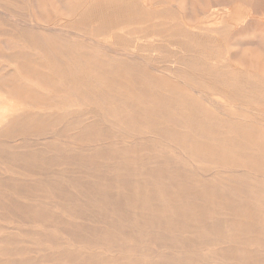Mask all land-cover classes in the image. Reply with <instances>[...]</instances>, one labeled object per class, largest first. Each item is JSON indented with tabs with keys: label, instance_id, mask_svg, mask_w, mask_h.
Instances as JSON below:
<instances>
[{
	"label": "rangeland",
	"instance_id": "rangeland-1",
	"mask_svg": "<svg viewBox=\"0 0 264 264\" xmlns=\"http://www.w3.org/2000/svg\"><path fill=\"white\" fill-rule=\"evenodd\" d=\"M227 1L0 0V76L8 82L18 81L31 85L34 90L52 93L58 105L64 104L62 110H67L63 112L59 108L58 113L55 108L54 111L40 110L41 113L37 109L34 113H41L44 119L37 123L43 125L25 122L24 127L17 125L8 137H0V264H23L25 260L27 264H57L58 261V264H69L79 262L77 259L86 258V253L92 251L98 252L95 258L100 261L131 256L139 264H154L158 258L149 254V248L161 253L177 249L165 246L159 249L143 242L136 244L139 253L115 254L105 246L72 243L68 239L61 245L60 228L75 224L72 228L79 232L89 226L88 220H74V214L108 220L104 224L108 230V225L114 228L119 222L128 225L127 221L139 219L129 208H118L119 200L115 198L110 201L117 204L103 205L100 186L92 184L93 180L85 173H77L76 169L84 163L75 165L73 154L81 156L100 148L96 139L100 131L104 133L100 138H109L107 148L112 146L118 155L124 153L122 145L125 143L120 138H132L134 145L129 143L127 148L140 154L138 163L142 167L137 168L142 177L159 170L156 160L161 159V162L173 161L172 164L182 161L185 168L181 175L197 173L192 180L204 181L203 185L228 187L232 182L248 179L253 185L250 195L241 194L228 202L233 205L232 217L240 219L241 210L244 214L246 210L247 217H264V0ZM25 20L30 25H26ZM71 33L74 35L70 36ZM55 48L60 51L59 57ZM45 73L49 79H44L47 78ZM97 111L102 118L95 115ZM56 112L58 114H54ZM90 125L93 126L88 128ZM83 131L90 134L84 135ZM56 146H60L59 160L47 152ZM19 154L24 157L29 154L32 158L38 154L39 157L37 162L32 159V164L21 163ZM162 164L170 168L173 176L179 170L172 164ZM131 166L135 168L134 164ZM110 168L116 165L112 163ZM97 170L101 174L106 171L103 167ZM120 173L125 170H113L107 178L116 180L115 175ZM193 181V186H189L191 190L195 186ZM92 186L95 191L91 195L97 197L96 203L84 196ZM78 193L83 194V199L76 202L72 198ZM180 203L178 206H183V199ZM181 212L185 211L177 210V214ZM44 223L49 227H44ZM238 227L240 236L230 238L227 244L203 249L201 245L192 244L185 248L180 246L185 243H181L180 249L199 254L200 264H255V261L242 259V254L257 251V247L240 241L245 234L242 231L248 228ZM196 230L192 233L199 236L208 233L206 229ZM192 233H185L189 239L182 237L183 240L194 243L196 239L190 235ZM52 236L56 237V244L48 242ZM129 247L125 243L122 249ZM68 249L76 254L57 261V256ZM201 256L208 259L203 260Z\"/></svg>",
	"mask_w": 264,
	"mask_h": 264
},
{
	"label": "bare ground",
	"instance_id": "bare-ground-1",
	"mask_svg": "<svg viewBox=\"0 0 264 264\" xmlns=\"http://www.w3.org/2000/svg\"><path fill=\"white\" fill-rule=\"evenodd\" d=\"M28 1V0H27ZM72 1V0H71ZM227 1V0H225ZM41 2V1H40ZM59 2V1H58ZM167 2V1H166ZM229 1H227L228 3ZM236 2V1H234ZM234 2H231V4ZM44 3V2H43ZM72 3V2H71ZM223 3V2H222ZM226 3V2H225ZM224 3V4H225ZM240 3V2H239ZM242 3V2H241ZM172 4V3H171ZM220 4V3H219ZM230 4V5H231ZM175 5V4H173ZM223 5V4H222ZM239 5V4H238ZM220 6V5H219ZM240 6V5H239ZM72 7V6H71ZM242 7V6H241ZM240 7V8H241ZM45 8V7H44ZM60 8V7H59ZM62 8V6H61ZM60 8V9H61ZM229 8V6H228ZM41 9V8H40ZM237 9L238 6H237ZM243 9V8H242ZM250 9V8H249ZM31 10V9H30ZM63 10V9H61ZM71 10V9H70ZM73 10V8H72ZM229 10V9H228ZM231 10V9H230ZM235 10V9H234ZM44 11V9L42 10ZM67 11V10H66ZM65 11V12H66ZM212 11V10H211ZM210 11V12H211ZM226 11V10H225ZM237 11V10H236ZM241 11V10H240ZM244 9L242 10V12ZM222 12V10H221ZM250 12V11H249ZM253 12V11H252ZM255 12V11H254ZM35 13V12H34ZM45 13V12H43ZM57 13V12H56ZM67 13V12H66ZM223 13V12H222ZM259 13V12H258ZM262 13V12H261ZM48 14V13H47ZM46 14V15H47ZM200 14V13H199ZM210 14V13H209ZM207 14V15H209ZM233 14V13H231ZM249 14V13H248ZM257 14V13H256ZM35 15V14H34ZM41 17H44L41 14H39ZM71 15V14H70ZM229 15V14H228ZM237 15V12L236 14ZM243 15V14H242ZM260 15V14H259ZM69 16V15H68ZM72 16V15H71ZM220 16V15H219ZM32 17V16H31ZM35 17V16H34ZM39 17V16H38ZM48 17V15H47ZM52 17V16H51ZM57 17V15H56ZM67 17V16H66ZM205 17V16H204ZM216 17V16H215ZM237 17V16H236ZM244 17V16H243ZM59 18V17H58ZM69 18V17H68ZM71 18V17H70ZM194 18V17H193ZM201 18V17H200ZM211 17L207 18L210 19ZM218 18V15H217ZM31 19V18H29ZM35 19V18H34ZM43 21V18H40ZM215 19V18H213ZM227 19V18H225ZM231 19V17H230ZM38 20V19H37ZM47 20V19H46ZM195 20V19H194ZM234 20V19H232ZM247 20V19H246ZM32 21V20H31ZM48 21V20H47ZM57 21V20H55ZM54 21V22H55ZM207 21V20H206ZM244 21V20H243ZM243 21L242 24L244 23ZM26 25L28 24V21L25 20ZM34 22V20H33ZM53 22V23H54ZM205 22V21H204ZM203 22V23H204ZM264 22V21H262ZM49 23V22H48ZM60 23V22H59ZM202 23V24H203ZM208 23V22H207ZM225 23V22H224ZM238 23V21H237ZM45 24V23H44ZM201 24V23H200ZM19 25V24H18ZM30 25V23L28 24ZM41 25V24H40ZM51 25V23H50ZM57 25V24H56ZM59 25V24H58ZM237 25V24H236ZM239 25V23H238ZM35 26V24H34ZM38 26V25H36ZM35 26V27H36ZM63 25H61L62 27ZM233 26V25H232ZM23 27V26H22ZM34 27V29H35ZM39 27V26H38ZM54 29V26H52ZM58 27V26H57ZM222 27V26H221ZM226 27V25H225ZM223 27V29L225 28ZM230 27V26H229ZM33 28V27H31ZM47 28V27H46ZM67 28V27H65ZM197 28H203V27H197ZM218 28V27H217ZM40 29V27H39ZM59 29V28H58ZM63 29V27H62ZM232 29V28H231ZM204 30V29H203ZM208 30V29H207ZM211 30V29H210ZM225 30V29H224ZM227 30V29H226ZM225 30V31H226ZM36 31V29H35ZM33 31V33H35ZM55 31V30H54ZM213 31V30H212ZM38 32V31H37ZM40 32V31H39ZM63 32V31H62ZM218 32V31H217ZM223 32V31H222ZM221 32V33H222ZM15 33V32H14ZM21 33V32H20ZM41 33V32H40ZM57 33V32H56ZM69 33V32H68ZM67 33V34H68ZM73 33V32H72ZM72 33L70 36H73ZM19 34V33H18ZM44 34V33H43ZM60 34V33H58ZM57 34V35H58ZM220 34V33H218ZM81 35V34H80ZM60 36V35H59ZM15 37V36H14ZM57 37V36H56ZM260 38V37H259ZM42 39V38H41ZM48 39V38H47ZM249 39V38H248ZM25 40V39H24ZM36 40V39H35ZM26 41V40H25ZM29 41V40H28ZM39 41V40H38ZM51 42L53 40H50ZM49 41V42H50ZM56 41V40H55ZM72 41V40H71ZM22 42V41H21ZM46 42V41H45ZM26 43V42H24ZM41 43V41H40ZM57 43V42H56ZM43 44V43H41ZM52 44V43H51ZM59 44V43H58ZM243 44V43H242ZM18 45V44H15ZM44 45V44H43ZM49 45V44H48ZM55 46H59L54 44ZM53 45V46H54ZM23 46V45H22ZM39 46V45H38ZM42 46V45H41ZM16 47V46H15ZM14 47V48H15ZM29 47V46H28ZM33 47V46H32ZM61 47V46H60ZM54 48V47H53ZM37 49V48H36ZM52 49V48H51ZM57 48H55L56 50ZM112 50V49H111ZM18 51V50H17ZM39 51V50H38ZM53 51V50H52ZM13 52V51H12ZM45 52H47V49H45ZM58 53L59 57V52L58 49L56 51ZM3 54V52H1ZM21 53V52H20ZM19 53V54H20ZM26 53V52H25ZM40 53V52H39ZM53 53V52H52ZM122 53V52H121ZM24 54V53H23ZM37 54V53H36ZM44 54V53H43ZM56 54V53H53ZM119 54V53H118ZM11 55V53H10ZM14 55V53H13ZM11 55V56H13ZM17 55V54H16ZM27 55V54H26ZM35 55V54H33ZM39 55V54H38ZM41 55V54H40ZM48 55V54H47ZM46 57L48 58V56ZM127 55V54H126ZM9 56V54H8ZM7 56V57H8ZM6 57V58H7ZM20 57V55L18 56ZM29 57V56H28ZM38 60V56H36ZM57 57V54H56ZM57 57V58H58ZM63 57V56H62ZM119 57V56H118ZM129 57V56H128ZM43 58V57H42ZM45 58V57H44ZM43 58V59H44ZM51 58V57H50ZM55 57H53L54 59ZM61 58V57H60ZM59 58V60H60ZM122 58V57H121ZM124 58V57H123ZM9 60V58H7ZM13 59V57H12ZM21 59V58H19ZM18 59V60H19ZM28 59V58H27ZM42 59V60H43ZM66 59V58H65ZM16 60V58L14 59ZM26 60V59H25ZM25 60L23 62H25ZM37 60V62H38ZM122 60V59H121ZM7 61V60H5ZM32 60H30L31 62ZM36 60H33V62ZM56 61V60H55ZM243 61V60H242ZM21 63V60L19 61ZM129 62V61H127ZM131 62V61H130ZM134 62V61H133ZM10 63V61H9ZM12 64H15L11 61ZM18 63V62H16ZM39 63V62H38ZM123 63V62H122ZM29 64V62H28ZM32 64V63H30ZM34 63V67H35ZM86 64V62H85ZM136 64V63H135ZM209 64V63H208ZM16 65V64H15ZM23 67H25L24 64H21ZM19 65V66H21ZM38 65V64H37ZM56 65V64H55ZM91 65V64H90ZM127 65V64H126ZM132 65V64H131ZM14 65H11L12 68ZM32 66V65H31ZM44 66V65H43ZM123 66V65H121ZM37 67V66H36ZM35 67V68H36ZM137 67V66H136ZM31 68V67H30ZM46 68V66H45ZM11 69V68H10ZM32 69V68H31ZM39 70V68H36ZM21 70V69H20ZM19 70V72H20ZM34 70V68H33ZM9 71V69H8ZM24 71H27V69L24 68ZM23 71V72H24ZM37 71V70H35ZM42 71V70H40ZM45 71V70H44ZM113 71V70H112ZM162 72V70H160ZM33 72V71H32ZM39 72V71H38ZM114 72V71H113ZM21 73V72H20ZM36 73V72H34ZM41 73V72H39ZM44 72H42L43 74ZM163 73V72H162ZM12 74V73H11ZM10 74V75H11ZM18 74V73H17ZM26 74V72H24ZM31 74V73H30ZM30 74H27L28 77ZM123 74V72L121 73ZM26 75V76H27ZM44 75V74H43ZM48 75V74H47ZM46 73L45 76L47 77ZM104 75V74H103ZM14 76V73H13ZM20 76V74H19ZM24 76V77H26ZM30 76H33L32 74ZM42 76V75H41ZM51 76V75H49ZM16 77V73H15ZM18 77V75H17ZM36 78V76H34ZM39 77V76H38ZM37 77V78H38ZM120 77V75H119ZM118 77V79H119ZM13 78V77H12ZM36 78V79H37ZM50 77H47L44 79H49ZM20 79V78H19ZM30 78H27V80ZM32 79V78H31ZM41 79V78H40ZM18 80V79H17ZM26 80V81H27ZM133 80V79H132ZM29 81V80H28ZM52 81H55L54 79ZM119 81V80H118ZM122 81V80H121ZM110 82V81H109ZM136 82V81H135ZM28 83V82H27ZM42 83V82H41ZM44 83V82H43ZM46 83V82H45ZM48 83V82H47ZM67 84V83H66ZM114 84V83H113ZM128 84V83H127ZM52 85V83H51ZM54 85V84H53ZM70 86V84H68ZM74 85V84H73ZM111 85V82L110 84ZM134 85V84H133ZM40 90V89H39ZM74 90V89H73ZM78 90V89H77ZM55 91V90H54ZM53 91V92H54ZM62 92L64 90H61ZM68 91V89H67ZM85 91V90H84ZM56 92V91H55ZM61 92V93H62ZM65 93L66 90H65ZM260 93V92H259ZM111 94V93H110ZM69 97V94H67ZM75 95V93H74ZM115 95V94H114ZM243 95V94H241ZM55 96V95H54ZM53 96L52 93L47 94L44 93V91H37L32 88L31 85L29 84H20L17 82H8L6 81L5 77L0 76V137L7 136L11 131L15 129V127L18 125H24L25 122H33V125H43V123L38 124L37 120L40 121L43 119V116H41V111L40 110H50L54 111L55 108H58V113H59V108L62 110V107L64 104H57L55 101V97ZM63 96V95H62ZM65 96V95H64ZM71 96V95H70ZM78 96V95H75ZM66 98V96H65ZM101 98V97H100ZM114 98V97H113ZM116 98V97H115ZM119 98V97H118ZM238 98V97H237ZM57 99V98H56ZM70 99V98H69ZM81 99V98H80ZM120 99V98H119ZM63 100V98H62ZM117 100V99H116ZM230 100V99H229ZM61 101V99H60ZM70 101V100H67ZM126 101V100H125ZM59 102V101H58ZM75 102V101H74ZM72 102V103H74ZM82 102V101H81ZM86 102V101H85ZM63 103V102H62ZM65 103V101H64ZM121 103V102H120ZM210 103V102H209ZM66 104V103H65ZM80 104V102L78 103ZM107 104V103H106ZM125 104V103H124ZM63 105V106H62ZM103 105V104H102ZM121 105V104H120ZM77 106V105H76ZM101 106V105H100ZM125 106V105H124ZM67 107V105H66ZM73 107V106H72ZM102 107V106H101ZM104 107V106H103ZM106 107V106H105ZM123 107V106H122ZM65 109V107H63ZM121 108V107H120ZM133 108V107H132ZM39 110L41 113H34L36 110ZM134 109V108H133ZM103 110V109H102ZM109 111V109H107ZM125 110V109H124ZM57 111V109H56ZM67 111V110H65ZM63 111V112H65ZM73 111V110H72ZM71 111V112H72ZM128 111V110H127ZM74 112V111H73ZM125 112V111H124ZM130 112V111H129ZM132 112V110H131ZM47 113V112H45ZM44 113V114H45ZM57 112L54 114H58ZM70 113V112H69ZM35 114L36 116H34ZM53 114V112H52ZM63 114V113H62ZM61 114V115H62ZM72 114V113H71ZM70 114V115H71ZM88 114V113H87ZM99 117V113L95 114ZM105 114V113H104ZM103 114V115H104ZM125 114V113H124ZM101 115V113H100ZM108 115V114H107ZM57 116V115H56ZM93 116V117H96ZM102 116V115H101ZM105 116V115H104ZM53 117V116H52ZM103 117V116H102ZM99 117V118H102ZM106 117V116H105ZM51 118V117H50ZM56 118V117H54ZM131 118V117H130ZM47 119V118H46ZM52 119V118H51ZM62 119V118H61ZM107 119V118H106ZM125 119V118H124ZM180 119V118H179ZM44 120V119H43ZM48 120V119H47ZM50 120V119H49ZM56 120V119H55ZM104 120V119H102ZM123 120V119H121ZM134 120V119H133ZM123 122V121H122ZM127 122V121H125ZM132 122V121H131ZM183 122V121H181ZM261 122V121H260ZM128 123V122H127ZM139 123V122H138ZM96 124V123H95ZM30 125V123H29ZM32 125V126H33ZM36 125V127H38ZM46 125V123H45ZM104 125V123H103ZM126 125V123H125ZM198 125V123H197ZM25 126V125H24ZM23 126V127H24ZM31 126V127H32ZM93 125L88 126V128ZM100 126V125H99ZM199 126V125H198ZM42 127V126H41ZM40 127V128H41ZM81 127V126H80ZM123 127V126H122ZM187 127V126H186ZM18 128V127H17ZM76 128V127H75ZM83 128V127H82ZM87 128V127H86ZM93 128V127H92ZM105 128V127H104ZM20 129V128H18ZM16 129V130H18ZM34 129V128H33ZM28 130V129H27ZM31 130V129H30ZM43 130V129H41ZM89 130V129H88ZM91 130V129H90ZM89 130V131H90ZM93 130V129H92ZM102 130V129H101ZM105 130V129H104ZM21 131V130H20ZM26 131V130H25ZM29 131V130H28ZM39 131V130H38ZM95 131V130H94ZM100 131V130H99ZM82 132V131H81ZM93 132V131H92ZM97 132V131H96ZM125 132V131H123ZM35 134H39L38 132L34 131ZM88 133V131L86 132ZM86 133L83 134L85 135ZM108 133V132H107ZM122 133V132H121ZM120 133V134H121ZM197 133V132H196ZM82 134V135H83ZM90 133H88L89 135ZM98 137L96 138L100 144L98 146H101L98 151L97 150H91L87 154H81L76 156L73 154V160L75 165H80V162L84 163L83 168L78 167L76 170L78 171L77 173H85L87 177H90L91 180H93L92 184L94 183L95 186H100V195H101V200L100 202L103 205H110L112 201L111 199H117L119 200L118 202V208L122 206L125 208H129L134 214L139 216V219H134L133 221H127L128 225H124L119 222V225L116 224L114 225V228H112V225H108L110 230L104 228V224H107L108 220H103L99 219L96 220L94 218H88L85 217V215L81 214H74L73 218L74 220H88L89 226H86L87 228H84V230H81L79 232H76L75 229L72 227H75V224L70 227V226H64L60 228L62 233L60 234L62 237L60 243L61 245L63 244L62 241L68 239L72 243H85L90 246H105L107 247L108 251L113 252V253H120L123 251L126 252H135L139 253V251L136 250V244L144 242V244L148 246H157L159 249L161 246H165L166 248L169 249V247L173 248L175 251L173 252H168V253H161L159 250H155L152 248H149V254L152 255V257L158 258L154 264H200V259H199V254H191L186 251H182V247L180 249V246L183 247H188L191 244L193 246H198L201 245L203 249H208V248H213L217 245H222V244H227L230 238H235L237 239L239 232V226H244L248 228L247 230H244L242 232H245L244 235H241L243 238L242 242H249L251 245L254 247H257V251H252L250 253H245V255L242 254V259L244 261H255V264H264V225L262 226L261 224H264V217H247V212L244 210L243 216L238 219L237 217L234 218L233 216V210H232V204L228 203L229 200L231 199H236L241 197V194L248 195L249 189H252V183L248 181V179H241L240 183L239 181L237 182H232L231 184L228 185V187H219L218 185H213L210 186L208 185H203L202 183L204 182H194L192 179L195 177L194 174L197 173H189L181 175V171L184 170L185 166L181 162L178 163H173L169 162L168 160H165V162H161V159H157L156 161L159 162L158 166L160 167L159 170L157 171H150L148 172L147 175L142 177V173L140 174L139 167L141 164L138 163L139 161V155L137 154L136 150L130 151L127 147L128 144H132L133 140L132 138H120L121 141L125 144H123L122 149H124V153L121 155H118L117 150H114L112 146L108 147V139L109 138H100L104 133L103 131H100L99 133L97 132ZM118 134V133H117ZM87 135V134H86ZM108 135V134H106ZM105 135V136H106ZM202 135V134H201ZM120 136V135H119ZM122 136V135H121ZM126 136V135H125ZM8 137V136H7ZM39 137V136H38ZM75 137H78V134L75 135ZM84 137V136H82ZM82 137H79L82 138ZM118 137V136H116ZM163 137V136H162ZM6 138V137H5ZM92 138V137H91ZM75 138H73L74 140ZM89 139V138H86ZM83 140V139H82ZM163 140V139H162ZM177 140V138H176ZM191 140V139H190ZM72 141V140H70ZM79 141V140H78ZM84 141V140H83ZM161 141V140H159ZM73 142V141H72ZM82 142V141H81ZM166 142V141H165ZM200 142V141H199ZM71 143V142H70ZM89 143V142H88ZM96 143V142H95ZM135 143V142H134ZM168 143V142H167ZM98 144V143H97ZM96 144V145H97ZM136 144V143H135ZM169 144V143H168ZM71 145V144H70ZM81 145V144H80ZM134 145V144H132ZM172 145V144H171ZM182 146V145H180ZM60 147V146H59ZM58 146L54 147L53 149L48 150L47 152L50 154H54V158L56 160H59L61 157L59 156V151L60 148ZM126 147V148H125ZM185 148V146H182ZM72 149V147H70ZM74 148V147H73ZM82 148V147H81ZM88 148V147H87ZM168 148V147H167ZM63 149V148H61ZM67 149V148H64ZM183 149V148H182ZM74 150V149H73ZM157 150V149H156ZM78 151V150H77ZM158 151V150H157ZM156 151V152H157ZM180 151V150H179ZM79 153V152H78ZM147 153V152H146ZM184 153V152H183ZM187 154V153H186ZM192 155V154H191ZM194 155V154H193ZM27 157H24L23 155L18 156L20 159V162L22 163H31L32 164V159H34L37 162V158L39 155H35V158H32L29 154L26 155ZM42 156V155H41ZM40 156V157H41ZM160 156V155H159ZM187 156V155H186ZM44 157V156H43ZM143 157V156H142ZM152 157V156H151ZM10 158V157H9ZM176 158V157H175ZM174 158V160H175ZM45 159V157H44ZM13 160V159H11ZM48 160V159H47ZM46 160V161H47ZM17 161V160H16ZM204 161V160H203ZM218 161V160H217ZM130 163L131 165L134 164L135 168H132L134 166H131L130 164H125V163ZM175 162V161H174ZM18 163V162H17ZM116 165V168H110L111 164ZM162 163L166 164H172L173 166H176L179 170L177 173L174 172L173 176L171 173L172 171L170 168H168L167 165H164ZM260 163V162H259ZM62 164V163H61ZM143 164V162H142ZM157 164V163H156ZM145 165V164H144ZM147 165V164H146ZM145 165V166H146ZM252 165V164H251ZM118 166V167H117ZM157 166V165H156ZM157 166V167H158ZM98 167H103L106 169L105 172L102 171L99 173L97 170ZM125 167V168H124ZM142 167V165H141ZM147 167H150L148 165ZM146 167V168H147ZM158 167V168H159ZM110 168V169H109ZM130 168V169H126ZM112 169V171H111ZM125 170V173H120L115 177L117 178L116 180L107 178V174L109 172L118 171V170ZM81 170V171H80ZM110 170V171H109ZM150 170V169H149ZM109 171V172H108ZM148 171V170H147ZM61 172V171H60ZM146 174V173H145ZM114 175V174H113ZM242 176V175H241ZM198 177V176H197ZM200 177V176H199ZM243 177V176H242ZM78 178V177H77ZM83 178V177H82ZM217 179V178H216ZM211 180L213 177L211 176ZM192 181L195 183L194 188L191 190L189 188L190 185L193 186ZM217 181V180H216ZM220 181V180H219ZM232 181V180H230ZM218 182V181H217ZM67 183V182H66ZM70 183V182H69ZM68 183V184H69ZM88 183V182H87ZM103 183V184H102ZM205 183V182H204ZM220 183V182H219ZM239 183V184H237ZM247 183H249L247 185ZM73 184V183H71ZM202 184V185H201ZM214 184V183H213ZM224 185V184H223ZM237 185V186H235ZM191 187V186H190ZM34 188V187H33ZM70 188V187H69ZM72 188V187H71ZM93 188V186H92ZM178 189V190H174ZM70 190V189H68ZM97 190V189H96ZM174 191L173 193L171 191ZM95 191V188H93L88 194H84V196L90 201L96 203V196L91 195ZM170 192V194H168ZM253 192V191H252ZM249 193V195H250ZM69 194V193H68ZM67 194V195H68ZM30 198V197H29ZM48 198V197H47ZM217 198V199H216ZM4 199V198H3ZM74 201L79 202L83 199V194L78 193L76 194L73 198ZM176 199L184 201L183 206H178L181 205L180 201L178 203L174 202ZM186 200V201H185ZM188 200V201H187ZM190 200H192L190 202ZM221 203H220V202ZM85 202V201H84ZM216 202V203H215ZM114 204H117L115 202H112ZM239 205V204H238ZM92 206V205H91ZM95 206V205H94ZM99 206V205H98ZM117 206V205H116ZM235 206V205H234ZM101 207V206H100ZM99 207V208H100ZM123 209V208H122ZM106 210V209H105ZM177 210H184L185 212H181V214H177ZM13 212V211H12ZM101 212V211H100ZM117 211H113V213H116ZM216 212H218L217 215H213ZM26 213V212H25ZM30 213V212H29ZM19 214V213H18ZM27 214V213H26ZM28 215V214H27ZM27 215H25L27 217ZM59 215V214H58ZM212 215V216H211ZM230 217V218H225V216ZM24 216V217H25ZM238 216V215H236ZM23 217V216H22ZM217 217V218H216ZM31 218V217H30ZM65 218V217H64ZM122 218V217H121ZM116 221V220H115ZM81 222V221H80ZM123 222V221H122ZM62 223V222H61ZM83 224V223H82ZM86 224V223H85ZM44 227H49L45 223L43 225ZM127 226V227H126ZM203 227V228H202ZM78 228V227H76ZM112 230L114 231H111ZM199 230V229H206L208 233L201 234L200 236L197 234H193L192 232H195L193 230ZM196 230V231H197ZM241 232V233H242ZM185 233H192L190 235H193V237L196 239V241L193 242H187L183 240V238H188L185 237ZM196 233V232H195ZM120 234V235H119ZM183 237V238H182ZM189 239V238H188ZM60 240V239H59ZM105 240V241H103ZM52 242L53 244H56L57 239L56 237L52 236L51 238L48 239V242ZM50 242V243H51ZM230 242V241H229ZM35 243V242H34ZM128 244L130 247L127 250L122 249L123 244ZM185 243V245L181 244ZM199 243V244H198ZM36 244V243H35ZM67 244V243H66ZM65 244V245H66ZM181 244V245H180ZM68 245V244H67ZM180 245V246H179ZM132 246V247H131ZM179 246V247H178ZM4 247V246H3ZM8 249V247H6ZM58 248V247H57ZM118 248V249H117ZM194 248V247H193ZM54 249V248H53ZM180 249V250H178ZM6 250V249H5ZM10 250V249H9ZM16 250V249H15ZM56 250V248H55ZM164 250V249H163ZM195 250V249H194ZM245 250V249H244ZM249 251V250H248ZM17 252V250L15 251ZM7 253V252H6ZM98 253V252H95ZM93 251L92 253H86L88 256L86 258H81L77 259V261H71L69 264H139L136 259L133 257H128V258H122L120 256H117L116 259H109L108 256L107 258L109 260H102L100 261L99 259H96L95 254ZM112 253V254H113ZM12 254V253H11ZM37 254V253H36ZM55 254V253H54ZM71 254L75 255L76 253L73 252V250H67L65 253L59 254L56 258V260L60 259H65L66 256H72ZM85 254V255H86ZM101 254V253H100ZM251 254V255H250ZM19 255V254H18ZM49 255V254H48ZM78 255V254H77ZM209 255V254H208ZM11 256V255H10ZM20 256V255H19ZM18 256V257H19ZM28 256V255H27ZM79 256V255H78ZM196 256V257H195ZM17 257V258H18ZM44 257H46L44 255ZM75 257V256H74ZM255 257V260L254 258ZM21 258V257H20ZM24 258V257H23ZM27 258V257H25ZM40 258V257H39ZM43 258V257H42ZM113 258V257H111ZM225 258V257H224ZM227 258V257H226ZM253 258V259H252ZM201 259L207 260L206 256H201ZM228 259V258H227ZM12 260V259H11ZM22 260V259H19ZM202 260V261H203ZM237 260V259H236ZM8 262V260H7ZM14 262V261H13ZM25 262V263H24ZM59 262V261H58ZM57 262V264H58ZM23 264H27L26 260L23 261ZM33 264V263H32ZM148 264V263H147ZM149 264H152L151 262Z\"/></svg>",
	"mask_w": 264,
	"mask_h": 264
}]
</instances>
